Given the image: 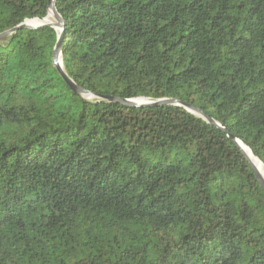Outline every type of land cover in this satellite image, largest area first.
Masks as SVG:
<instances>
[{"label":"trees","instance_id":"obj_1","mask_svg":"<svg viewBox=\"0 0 264 264\" xmlns=\"http://www.w3.org/2000/svg\"><path fill=\"white\" fill-rule=\"evenodd\" d=\"M0 0V264H264V0ZM177 100L132 108L115 100Z\"/></svg>","mask_w":264,"mask_h":264},{"label":"water","instance_id":"obj_2","mask_svg":"<svg viewBox=\"0 0 264 264\" xmlns=\"http://www.w3.org/2000/svg\"><path fill=\"white\" fill-rule=\"evenodd\" d=\"M49 7H50V12H52L53 18L56 20V23H53L52 21L48 20L49 14H50V12H49L48 16L45 19L27 20L19 28H22V29H25V28L36 29V28H39V27H42V26H45V25H48V26H51V27L55 28L57 30V32L59 33L58 42H57L56 47L54 49L53 62H54L55 68L58 70V72L63 77L65 82L69 85V87L73 91H75L76 93H78L80 95L86 96L88 98H92L93 96L91 94H89L87 91H85V90H83L81 88H78L74 84V82L72 80H70V78L64 72L62 55H61V49H62V45L64 43V40H63V37H62V33L64 31L65 23H64L62 17L59 15V13H58V11L56 9L55 0H49ZM11 33H13V32L5 33V34L1 35L0 38L6 37L7 35H9ZM115 101H118L119 103H121V104H123L125 106L132 107V108H146V107L156 108V107H167V106H177V107L185 108L190 113H192V114L204 119L205 121H207L211 125H216V126H218L220 128V125H218L210 117L206 116L203 111H201L199 109H196V108H194L192 106H188L187 104H183V103H181L180 101H177V100H165V99H163V100H157V101H150V100H147V99H144V98H140V99H135V100H122V101L115 100ZM230 138L235 142L237 147L242 151V153L244 154L245 158L250 163L253 171L255 172V176H256L260 186L262 187V189L264 191V178L259 173V171L257 170L256 166L253 164V162L251 161L250 157L245 152L244 147H246V146L242 142L236 140L231 135H230ZM252 155L254 156L253 153H252Z\"/></svg>","mask_w":264,"mask_h":264},{"label":"bare ground","instance_id":"obj_3","mask_svg":"<svg viewBox=\"0 0 264 264\" xmlns=\"http://www.w3.org/2000/svg\"><path fill=\"white\" fill-rule=\"evenodd\" d=\"M49 21H53V15L52 12H50L49 14ZM56 22V21H55ZM54 23V22H53ZM245 152L247 153V155L250 157L251 161L253 162V164L256 166L257 170L259 171V173L262 175V177L264 178V166L263 164L252 155L251 151L247 148L244 147Z\"/></svg>","mask_w":264,"mask_h":264},{"label":"rangeland","instance_id":"obj_4","mask_svg":"<svg viewBox=\"0 0 264 264\" xmlns=\"http://www.w3.org/2000/svg\"><path fill=\"white\" fill-rule=\"evenodd\" d=\"M55 21H56V20L53 18V21H52V22L56 23Z\"/></svg>","mask_w":264,"mask_h":264}]
</instances>
